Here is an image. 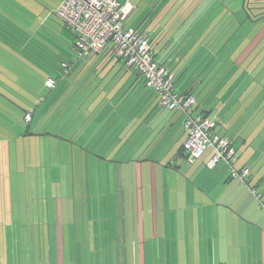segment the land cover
<instances>
[{"label": "crops", "instance_id": "crops-1", "mask_svg": "<svg viewBox=\"0 0 264 264\" xmlns=\"http://www.w3.org/2000/svg\"><path fill=\"white\" fill-rule=\"evenodd\" d=\"M132 1L134 10L127 24L148 34L156 59L174 73L179 89L191 85L189 89L197 98L192 112L215 119L216 131L231 135L234 142L242 140L237 166L249 167L250 175L242 182L230 176L224 163L218 162L212 169L202 158L188 163L182 152L186 139L183 113L162 108L158 94L144 84L135 69L127 68L123 59L118 58L127 76L123 82L104 84L107 77H98L89 85H78L63 75L46 99L48 116L63 114L51 133L21 136V132L17 138L0 141L1 216V191L9 188L13 173L18 177L25 167L32 169L33 199L38 200L41 192L35 180L45 177L51 183L46 188V194L53 196L48 215L57 223L48 225L53 229L45 235L49 246H40L44 235L35 232L29 238L38 246H0L4 257L7 249L13 251V258H2L0 264H264V208L256 195L264 197V167L257 170V163L250 167L241 159L253 150V144L248 145L251 134L264 124L263 113L254 114L261 102L253 100L252 93L220 110L212 108L207 99L199 101L196 95L210 88L209 82L199 77L210 68V19L218 14L225 20L230 15H225L228 8L216 6L214 14L210 0ZM115 58L112 55L110 60ZM228 107L230 111L224 114ZM41 144L46 146L44 154ZM186 163L191 168L183 172ZM60 167L66 174H59ZM61 179L68 190L72 180L73 184L78 180L79 187L86 190L95 186L99 213L93 226L108 235L101 240L106 246H95V255L92 246H58L66 240L67 232L57 228L67 224L71 235L72 215L70 198L64 213L65 198L55 197V185ZM107 191L112 196L109 200L104 199ZM107 202L115 222H104L106 213L101 209ZM35 213L33 209L30 218L39 230ZM65 219L67 222L60 224ZM82 228L84 244L93 245L85 239L86 225ZM123 234L127 236L120 237ZM124 240L133 246H116ZM3 242L1 231L0 244ZM17 251L23 258H17Z\"/></svg>", "mask_w": 264, "mask_h": 264}, {"label": "rangeland", "instance_id": "rangeland-1", "mask_svg": "<svg viewBox=\"0 0 264 264\" xmlns=\"http://www.w3.org/2000/svg\"><path fill=\"white\" fill-rule=\"evenodd\" d=\"M42 1L48 4V8L50 10H57V5L60 0ZM248 1L249 0H210V12L212 11V13L215 14L217 11L215 12V10L213 9L216 6L223 5L226 9L228 8V11L225 13V15H228L230 13L229 16H226L225 20H223L224 17L220 19L218 14L215 16V18L210 14V18L212 17V19H210V24H212L211 26H213L210 28V68L208 69L207 74L199 75L202 80L206 79L207 82H209L208 84H210V88L206 90H199L196 92V95L199 97V101L207 99L206 102L211 104L212 108L217 106L221 110L222 105L224 108V106L228 105L229 103L232 104L233 107V105H235L237 101H241L242 97L243 99H245V97L247 98L248 95H251L252 93H254L253 100L257 98L259 99L258 101L261 102V105L264 104V19L252 24L248 21L249 15L244 8V2ZM253 1L254 0H251V2ZM258 4L259 3H247L246 5L250 10H252L251 7L254 8V6H257ZM255 11L258 12L259 10L256 9ZM251 42L253 43L252 46L250 44ZM215 54L217 57L214 56ZM124 68L125 67L123 65V62H120L118 58H115L113 61L109 62V64L105 67V70L102 72L103 76L108 73L105 76L107 77V79L104 81V84H114L126 80L127 76L125 74ZM50 71H53L52 76H56L58 68L53 65ZM226 85H228L227 89H225ZM151 91L153 92V90ZM225 94H227V96ZM229 108L231 107H228L227 110ZM259 109V113L261 112L264 115V105H262V107L259 106L256 108V110ZM227 110L226 112H224V114H227L230 111ZM255 113L256 111L254 112V114ZM13 120V118L7 117V122L10 126L11 132L15 134L23 132L24 125H21L19 123L14 125L13 122L15 120ZM227 135L228 137H232L229 134ZM251 135L252 137L250 138L248 145L253 144V146L250 147V149L253 150H251V152H249L247 155L243 154V156H241V159H244V161H246V163L249 164L250 167L254 166V164L257 163L258 166L255 167H257L258 170L259 168L264 167V124H262L261 127H257L256 132H254V134L252 133ZM241 144L242 140L240 139H237L234 142L236 149L239 147L242 150L243 148L241 147ZM39 147L41 149V153L43 150L44 154L46 146L41 144ZM208 154L209 152L206 151L202 157V161L205 159L206 162L209 157ZM43 162L45 163V160H43ZM220 162L226 165L224 161ZM44 163L41 165L44 166ZM189 168L191 167L186 163L183 172H185ZM227 169L229 172L228 166ZM59 170L60 175L66 174V171L64 172L62 167H60ZM22 172L23 174L20 173L18 177L15 173H13L14 177L12 181H10L9 188L7 186L5 190L1 191L3 198V215L1 216L0 214V233L1 231L3 232L4 242L1 243L0 246H10V248H12V246H25L27 247V249H29V246H38V244H36V242L32 238H29V235L34 232L44 235L42 238L43 242L40 246H49L48 244H46L47 240L45 239V235L48 236V225L50 222L52 224L57 223L53 219H50L48 215V203L49 201L53 200V196L46 194V188L47 185L50 187L52 185L51 183H48L45 177V179L40 178V180H35L36 183H40L41 192L40 198L38 200L33 199L32 187L30 186L31 179L29 181V174L31 175L32 169L24 167L22 169ZM42 174H46V172ZM55 186V197L59 200L65 198L63 200L65 204L64 208L62 207V210L64 211V213L65 211H67L66 201L68 200V198H70L69 210L72 213L71 235L68 234V229H70V227L67 224H65V228H57V231L65 230L67 232L66 240L64 241V243H61L58 246H92L93 255H95V246H106L101 244V240L103 238H108V235H102L99 232L100 229L98 228V226H96V229L93 226V224L97 222L95 221L96 213H99V207L98 204H96V198L98 199V196H96L95 193V186L91 187L90 185V189L86 190L83 187H79L78 180H76V182L74 181V184L72 180L70 190H68V184L64 179L58 181ZM147 196L148 195L146 193V201ZM109 197L111 198L112 196H110V193L108 194L107 191L105 193L104 199L109 200ZM109 208L110 204L107 202L106 205H103V208L101 209L102 212L106 213L104 222H115V220L111 218L113 216L111 214L112 208ZM33 209H35V215L36 217H38L35 222H38V226H40L38 227L39 230H35V227L32 226V219L30 218V216ZM75 213H77L76 216ZM51 214L52 208L50 209V215ZM64 222L66 223L67 219L63 220V222L61 221L60 224ZM90 223H92L91 227H89ZM84 224L86 225L85 239L88 244L92 242L93 245L84 244V235H82V227ZM75 226L77 228H75ZM148 229L151 230V227H148L147 219V234ZM51 230L50 233L52 232ZM54 230L56 231V229ZM67 236L70 239V243L67 242ZM122 236L126 237L127 235H120V237ZM150 237L153 238L152 234ZM112 238L118 239L117 236H114ZM97 242L100 244L95 245V243ZM116 246L133 245H127L126 240H124V244H116ZM4 253L5 257L1 251L0 260H2V258H13V251L7 249ZM20 253L21 251H17L18 259H21L22 257Z\"/></svg>", "mask_w": 264, "mask_h": 264}, {"label": "trees", "instance_id": "trees-1", "mask_svg": "<svg viewBox=\"0 0 264 264\" xmlns=\"http://www.w3.org/2000/svg\"><path fill=\"white\" fill-rule=\"evenodd\" d=\"M255 1L251 3H261ZM263 19L261 14L249 15L248 21L252 24ZM112 55L114 52L108 46L99 53L78 57L76 32L57 15L56 9L50 10L42 0H0V141L20 136L11 132L7 117L16 121L13 120L14 125H24L21 136L51 133L63 114L59 112L58 118L54 114L48 116L45 104L53 88L46 86V79L55 77L58 81L63 76V63L71 67L63 79L78 85H89L98 77L106 79L107 73H101ZM53 65L58 68L56 76L50 71ZM174 84L177 92L193 94L191 85L183 90L175 80ZM77 88L69 93L74 96ZM27 113L31 114L30 121L24 119ZM182 152L185 155L183 146Z\"/></svg>", "mask_w": 264, "mask_h": 264}, {"label": "built area", "instance_id": "built-area-1", "mask_svg": "<svg viewBox=\"0 0 264 264\" xmlns=\"http://www.w3.org/2000/svg\"><path fill=\"white\" fill-rule=\"evenodd\" d=\"M133 10L132 0H62L56 13L76 32L78 57L93 55L111 46L114 55L122 58L127 68L135 69L144 84L158 94L162 108L183 113L186 132L183 149L188 163H195L208 151L205 163L210 169L224 161L230 176L245 182L250 169L237 166L239 156L233 139L216 131L215 119L192 112L196 96L175 90V75L156 59L148 34L127 24ZM70 68L69 64H62L64 76ZM57 82L55 77H49L45 84L55 88ZM24 119L30 121L31 114L27 113ZM256 195L264 208V198Z\"/></svg>", "mask_w": 264, "mask_h": 264}, {"label": "flooded vegetation", "instance_id": "flooded-vegetation-1", "mask_svg": "<svg viewBox=\"0 0 264 264\" xmlns=\"http://www.w3.org/2000/svg\"><path fill=\"white\" fill-rule=\"evenodd\" d=\"M256 1H258V0H256ZM259 2H261V3L258 4L257 6L255 5L254 8L251 7L252 10H250L249 7L246 5L247 3H251V0H249L248 2H245L244 7L247 8V11H249V13H250L249 15L261 14L262 17L264 16V14H263V12H264V9H263L264 8V4H263L264 0H259ZM256 9L259 10V11L256 12L255 11Z\"/></svg>", "mask_w": 264, "mask_h": 264}]
</instances>
